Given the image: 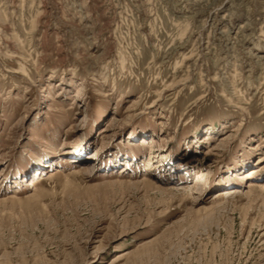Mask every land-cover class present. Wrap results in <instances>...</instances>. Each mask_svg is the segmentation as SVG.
<instances>
[{"label":"rangeland","instance_id":"rangeland-1","mask_svg":"<svg viewBox=\"0 0 264 264\" xmlns=\"http://www.w3.org/2000/svg\"><path fill=\"white\" fill-rule=\"evenodd\" d=\"M262 182L264 0H0V264H264Z\"/></svg>","mask_w":264,"mask_h":264},{"label":"bare ground","instance_id":"bare-ground-1","mask_svg":"<svg viewBox=\"0 0 264 264\" xmlns=\"http://www.w3.org/2000/svg\"><path fill=\"white\" fill-rule=\"evenodd\" d=\"M90 159V157H85L83 158V160H88ZM253 172V171H252ZM32 182V181H31ZM34 183H31V187H34ZM37 186V185H36ZM260 186V189L264 190V182H262ZM235 192L234 188L233 187H229V188H225V189H221V190H218L215 194L216 197H225L226 195H231Z\"/></svg>","mask_w":264,"mask_h":264}]
</instances>
